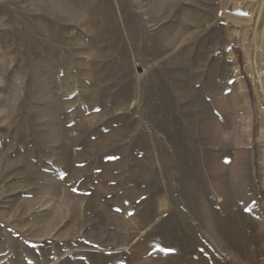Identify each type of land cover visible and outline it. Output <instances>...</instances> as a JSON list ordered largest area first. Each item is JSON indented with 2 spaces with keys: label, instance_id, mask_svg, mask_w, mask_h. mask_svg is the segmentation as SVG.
I'll use <instances>...</instances> for the list:
<instances>
[{
  "label": "rangeland",
  "instance_id": "374dc122",
  "mask_svg": "<svg viewBox=\"0 0 264 264\" xmlns=\"http://www.w3.org/2000/svg\"><path fill=\"white\" fill-rule=\"evenodd\" d=\"M262 95L264 0H0V264H264Z\"/></svg>",
  "mask_w": 264,
  "mask_h": 264
},
{
  "label": "bare ground",
  "instance_id": "6f19581e",
  "mask_svg": "<svg viewBox=\"0 0 264 264\" xmlns=\"http://www.w3.org/2000/svg\"><path fill=\"white\" fill-rule=\"evenodd\" d=\"M262 97H263V95H262ZM260 99H261V98H260ZM263 99H264V97H263ZM206 125H208V124L206 123V121L202 123V139H201V145H202V148H203V157H204V154L207 153L206 150L209 149V148H207V145H209V141H208V139H207L206 134H207L208 132H210V127H209V129H208V127H207ZM204 159H205V158H204ZM208 162H209V161H208ZM206 163H207V162H206ZM205 165H206V164H205ZM207 165H208V164H207ZM208 167H209V166H208ZM206 169H207V168H206Z\"/></svg>",
  "mask_w": 264,
  "mask_h": 264
}]
</instances>
